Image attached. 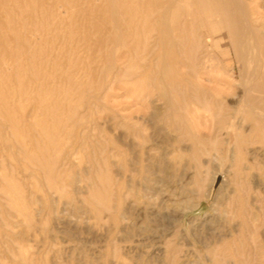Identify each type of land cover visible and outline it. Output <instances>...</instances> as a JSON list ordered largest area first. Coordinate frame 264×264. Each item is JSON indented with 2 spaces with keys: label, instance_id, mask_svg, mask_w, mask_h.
I'll use <instances>...</instances> for the list:
<instances>
[{
  "label": "rangeland",
  "instance_id": "374dc122",
  "mask_svg": "<svg viewBox=\"0 0 264 264\" xmlns=\"http://www.w3.org/2000/svg\"><path fill=\"white\" fill-rule=\"evenodd\" d=\"M233 1H178L191 54L135 35L152 0H0V264H264V0Z\"/></svg>",
  "mask_w": 264,
  "mask_h": 264
},
{
  "label": "bare ground",
  "instance_id": "6f19581e",
  "mask_svg": "<svg viewBox=\"0 0 264 264\" xmlns=\"http://www.w3.org/2000/svg\"><path fill=\"white\" fill-rule=\"evenodd\" d=\"M178 1H183V0H152V3L146 6L147 9H146L144 15L141 18H139V20L137 22L138 26L136 27L135 35H137V33H138V31H137L138 28H141V35L145 38L146 41H148L151 38V35L154 31L159 32L160 37L161 36L163 37L161 39V43L159 42V44L161 46H167L169 49L171 48V50H174L175 47H177V48L180 47V49L184 48L189 41L187 33L184 32L183 33L184 35H182V37L180 39H179V37H177L178 38L177 39L175 36L176 31H181V30L185 31V26H186L185 19H182L181 21H177V19H176V14L180 10V5H179ZM234 1H236V0H234ZM114 3H117V2H114ZM239 7H240V5L237 4V9ZM238 10H240V8ZM136 21H137V19H136ZM126 25H129V24H126ZM118 37L119 38L125 37L126 38L125 40H127V38L130 37V34L121 32V35ZM165 41H167V43H165ZM198 42H199L198 38H194L193 42L191 40L189 41V43H191L190 44L191 54H194L196 52L195 50L200 47ZM172 66H174L173 63L169 66L168 70H166L164 72L162 71V73L163 74L164 73H172L173 74V70H171ZM152 78L154 79L155 77H152ZM177 80H178V76L174 75V77H172V81H171L172 82L171 90L177 91V90L182 89L181 85H180L181 83H179V81L177 82ZM263 87H264V85H263ZM220 105H222V104H220ZM219 108H220V113L218 114V116L221 114L222 106H219ZM36 143H38L37 140H36ZM45 149H47V147H45ZM22 153L26 154V151L24 149H22ZM29 160H30V162H32L34 164V168H36L39 171L42 170L45 173H47L46 175L48 176V179L53 180L54 177H56L57 172L54 168V165H56L57 163L56 164L54 162L48 163L47 160H45V161L39 160L38 163H35V161L32 160L31 158Z\"/></svg>",
  "mask_w": 264,
  "mask_h": 264
},
{
  "label": "water",
  "instance_id": "95a60500",
  "mask_svg": "<svg viewBox=\"0 0 264 264\" xmlns=\"http://www.w3.org/2000/svg\"><path fill=\"white\" fill-rule=\"evenodd\" d=\"M220 182H221V176L219 175L216 178V185L215 186H217Z\"/></svg>",
  "mask_w": 264,
  "mask_h": 264
}]
</instances>
